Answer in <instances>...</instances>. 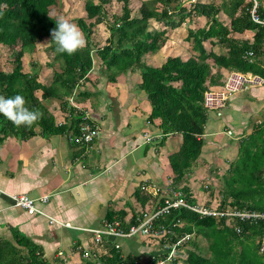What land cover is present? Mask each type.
<instances>
[{
    "label": "crops",
    "instance_id": "obj_1",
    "mask_svg": "<svg viewBox=\"0 0 264 264\" xmlns=\"http://www.w3.org/2000/svg\"><path fill=\"white\" fill-rule=\"evenodd\" d=\"M87 1L72 0L77 8L83 6L85 10L79 18L87 16ZM183 1L186 6L194 1L220 2ZM142 2L130 0L132 18L141 16ZM262 3L264 5V0ZM53 7L57 4L50 6V14L55 16L51 10ZM105 8L108 18L111 16L113 20L124 14L123 1L113 0ZM219 16L224 24L231 25L227 14L222 11ZM206 22L205 16H195L184 26L171 29L163 22L149 18L117 31L115 36L127 34L137 42L147 43L162 36L158 41L159 47L145 53L141 60L144 65L161 67L170 57L196 60L198 52L194 50V41L187 40L189 28L203 27ZM98 26L102 28L105 41L104 44L93 41V67L86 74L88 82L77 87L83 93L66 97V100L52 96L42 101L50 110L56 130L45 134L37 126L34 136L8 137L0 145V264H31L34 262L33 255L47 264H104L101 259L112 247L120 249L124 257H135V264H148L150 258L154 261L152 264H167L169 261L153 260V256L166 251L163 244L139 233L129 237L106 235L101 242H96L95 230H104L108 222L119 220L128 227L135 221L134 216L154 211L158 200L151 193L152 185L161 188L168 183L172 185L174 172L169 155L180 149L183 140L180 132L165 134L161 118L151 116L153 108L146 92L140 87L138 65L111 79L113 74L97 53L107 44L111 31L105 23ZM254 34L255 31L246 30L243 33L232 32L230 36L246 39L253 38ZM204 45L208 51H226L224 45L211 39ZM37 61L38 65L36 61L32 62L33 67H40L39 80L47 83L48 61ZM28 68L24 64V71L31 72L32 66ZM229 71L221 66L212 67L216 81L220 80L217 87H223ZM219 73L222 77L217 78ZM174 84L180 86L181 82ZM42 93V90L37 91L40 98ZM87 112L101 130L94 142L81 144L71 140V137L79 134L77 118ZM263 122L264 84L245 86L229 95L222 108L208 110L203 151L186 183L196 203H207L211 198L207 190L200 188L198 181L207 182L205 187L208 188L210 184L214 187L212 184L217 180L223 181L228 167L238 157L240 142ZM224 135L230 141H224ZM210 138L213 139L207 143ZM220 151L222 154L227 151L229 155L220 157L217 155ZM145 181L152 185L144 192L141 185ZM222 187H216L215 196H221ZM137 193L146 197H142L141 201ZM16 194L36 198L42 212L30 214L17 206L12 198ZM45 195L49 196V200L42 202L41 198ZM110 211L115 213L113 220L108 218ZM201 241L206 243L205 239ZM258 243V239L249 238L246 240L249 247L246 250L240 247L238 251L248 256L249 260L264 264V253L259 251ZM204 249L203 255L209 257L207 243ZM14 252H18L20 257L12 258ZM85 252L90 256H84Z\"/></svg>",
    "mask_w": 264,
    "mask_h": 264
},
{
    "label": "trees",
    "instance_id": "obj_2",
    "mask_svg": "<svg viewBox=\"0 0 264 264\" xmlns=\"http://www.w3.org/2000/svg\"><path fill=\"white\" fill-rule=\"evenodd\" d=\"M112 1L86 2L87 16L77 20V25L86 39L85 47L75 54L68 55L56 52V44L51 35L52 30L57 27L58 18L50 14V6L56 4L57 0H0V43L9 48L16 43L20 45L11 63L14 65L12 71L0 70V95L7 98L22 94L26 99V106L40 113L39 120L31 127H17L0 114V145L8 137L34 136L37 126H40L41 132L45 134H51L56 130L57 126L51 121L50 110L42 101L52 96L66 100V97L83 93L77 87L79 84L82 87L85 81L88 82L86 74L93 67L92 35L99 24L106 23L111 34L107 44L102 49H98L97 53L113 74L112 80L122 71L138 65L141 73L140 87L146 92L153 108L151 116L161 118V128L165 134L180 132L183 137L180 149L169 155L174 172L172 185L180 190L188 201L195 203L197 200L192 196L186 183L194 171L205 144L203 135L209 110L204 104L205 92L220 82V80L216 81V76L212 74V67L221 66L228 70L264 75V25L254 22L251 18L252 0H220L219 3L194 1L189 6L184 5L183 0H143L140 6L141 16L134 18L131 17L130 0H118L124 2V14L121 17L114 16L113 22H110L105 7ZM222 11L230 17L231 25H226L220 20L219 14ZM260 13L264 18L262 0ZM195 16L207 18L203 27L189 28L187 40L194 41V50L198 52L196 60L184 61L180 57H170L161 67L144 65L141 62L143 55L155 51L162 36L150 43L137 42L127 34L115 36L117 31L125 30L127 26L149 18H155L163 22L166 27L176 29L193 20ZM246 30L255 31L253 38L237 39L230 36L232 32L243 33ZM45 37L50 39L48 51L54 52V59L47 62L50 69L49 77L47 83H42L36 67L31 65V72L24 71V57L34 48L37 41H42ZM210 39L224 45L226 51L223 53L208 51L204 42ZM250 51L252 55L249 54ZM58 61L61 70L55 67ZM218 77H222L221 73L217 74ZM175 82H181V85L176 86ZM39 90L43 91L41 98L37 95ZM77 121L79 128L81 114ZM208 186L209 188H205L211 196L207 201L209 204H219L223 209L230 206L264 210V122L259 124L248 138L240 142L238 157L230 164L223 176L221 196H215V186ZM136 195L141 201L142 197H146L142 193ZM162 202L160 200L159 203ZM114 215L115 213L110 211L109 220H113ZM119 215L124 216L120 212ZM162 224L169 230L164 236L156 237L154 234L148 236L163 244L166 250L160 255L153 256L155 261L169 259L167 264H180V262L257 264L249 260L248 256L241 254L238 248L242 247L246 250L249 247L246 245V240L253 238L259 240L260 251L264 236V220L242 221L230 217H201L189 208L179 207L172 208L169 213L155 220L156 227H161ZM237 228H241L242 231L238 232ZM187 234H190L191 238L183 244V247L189 245L190 248L185 249L189 254L188 257L182 259L171 256L169 247ZM201 239H205L210 248L209 257L203 255L206 243L203 244ZM233 255L234 259H232ZM105 256L101 259L104 264H135L136 262L135 257H124L121 250L116 247H112ZM19 257L18 252L12 254V258ZM33 257L34 262L31 264H47L38 260L35 255ZM151 260L150 258L148 264L154 262Z\"/></svg>",
    "mask_w": 264,
    "mask_h": 264
},
{
    "label": "built area",
    "instance_id": "obj_3",
    "mask_svg": "<svg viewBox=\"0 0 264 264\" xmlns=\"http://www.w3.org/2000/svg\"><path fill=\"white\" fill-rule=\"evenodd\" d=\"M252 7L250 9L251 18L254 22L264 25V18L261 16V0H252ZM252 55V51L249 52ZM264 84V75L252 73V72H241L238 70H231L227 73L224 82L223 89H217L216 87H211L205 92L204 104L209 109H220L225 105V101L232 93L238 92L245 86H258ZM101 128L91 121L89 113H83L81 117V122L79 125V134L71 137V140L76 141L81 144H90L95 141L99 136ZM231 134V131H229ZM147 139L150 140L151 137L147 135ZM152 184L145 181L141 188L145 191ZM153 191L151 193L156 196L158 200V205L156 210L151 213L143 212L136 216V222L131 225L124 226L119 220L108 222L104 230H95L96 242H101L106 235H112L116 237H129L135 234H142L149 236L154 234V236H164L169 230L165 225L161 227H156L155 220L161 216L166 215L170 212L172 208L186 207L196 213L201 217H230L239 218L242 221H258L264 220V211H259L256 209H240L228 206L226 209L220 208L219 204H208L206 202L193 203L187 200L185 195H183L180 190L176 189L168 183L166 187L161 188L152 185ZM14 202L17 206L24 208L28 213L34 214L40 212L38 208L37 199L33 198L27 194H16L12 196ZM42 202H47L49 196L45 195L41 198ZM162 200V203H159ZM42 212V211H41ZM179 224V222H178ZM127 227V228H126ZM238 232H241V228H237ZM191 238L190 234L182 237L176 244L171 248L170 255L173 256V251L177 248L186 249L190 248L189 245L183 247V244ZM168 248V247H167ZM260 252L264 253V236L260 245ZM84 256L88 257L90 254L85 252ZM158 264H163L159 262Z\"/></svg>",
    "mask_w": 264,
    "mask_h": 264
},
{
    "label": "rangeland",
    "instance_id": "obj_4",
    "mask_svg": "<svg viewBox=\"0 0 264 264\" xmlns=\"http://www.w3.org/2000/svg\"><path fill=\"white\" fill-rule=\"evenodd\" d=\"M57 7H53L52 14L55 15V17H57L58 19L60 17H64L67 18L68 20H70L71 22L75 23L77 25V20L80 16V13L84 14L85 10L83 9V6H80L79 8H77V6H75V3L72 2V0H57L56 2ZM108 20L110 22H113V19L111 18V16L108 18ZM106 24V23H105ZM107 25V24H106ZM101 26H97L94 30V32H96V36L92 37V40L99 43V44H104L105 41V36L103 35V31L100 30ZM103 28L105 29V27L103 26ZM102 29V28H101ZM50 45V39L49 37L44 38L42 41H37L35 43L34 48H32L31 51L27 52L25 54V58H24V64L29 67L28 69H31V65L33 66V61H36V64H38V61H42V62H47V61H52L54 59V52H50V50L48 51V47ZM20 49V45L19 44H15L13 47L9 48L5 45H2L0 43V70H4L6 72H11V68L14 66L11 63L13 62V58L15 56V53L17 52V50ZM45 66V65H44ZM55 67L58 70H61L60 68V62H56L55 63ZM39 66L36 67V69L39 71ZM51 80V77L50 79ZM223 85V84H222ZM217 89H223V87L221 86H215ZM72 100V98H70ZM223 140L224 141H230L229 137L224 135L223 136ZM213 138H210L207 143H209ZM225 143V142H224ZM229 155L227 151H225V154H222V151H220V153H217L218 156L222 157L225 155ZM223 160H226V157H223ZM198 184L200 186V188L202 190H206L205 185L208 184L207 182H205L204 180L198 181ZM218 184V185H217ZM223 184L222 179L217 180L215 182H213L212 185H215L217 188H221ZM211 185V184H210Z\"/></svg>",
    "mask_w": 264,
    "mask_h": 264
},
{
    "label": "clouds",
    "instance_id": "obj_5",
    "mask_svg": "<svg viewBox=\"0 0 264 264\" xmlns=\"http://www.w3.org/2000/svg\"><path fill=\"white\" fill-rule=\"evenodd\" d=\"M57 27L51 35L56 44V52L60 54H75L85 47L86 39L81 29L67 18L56 20ZM27 102L22 94L5 97L0 95V114L7 117L15 126L31 127L39 118L40 113L26 106Z\"/></svg>",
    "mask_w": 264,
    "mask_h": 264
},
{
    "label": "water",
    "instance_id": "obj_6",
    "mask_svg": "<svg viewBox=\"0 0 264 264\" xmlns=\"http://www.w3.org/2000/svg\"><path fill=\"white\" fill-rule=\"evenodd\" d=\"M188 252L185 249H175L173 251V256L177 257V258H182V259H186L188 257Z\"/></svg>",
    "mask_w": 264,
    "mask_h": 264
}]
</instances>
